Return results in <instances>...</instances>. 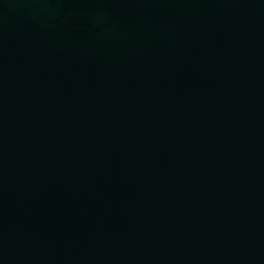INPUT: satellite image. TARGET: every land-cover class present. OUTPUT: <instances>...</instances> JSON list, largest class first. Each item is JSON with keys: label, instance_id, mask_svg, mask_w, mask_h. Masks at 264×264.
Segmentation results:
<instances>
[{"label": "water", "instance_id": "water-1", "mask_svg": "<svg viewBox=\"0 0 264 264\" xmlns=\"http://www.w3.org/2000/svg\"><path fill=\"white\" fill-rule=\"evenodd\" d=\"M0 264H264V0H0Z\"/></svg>", "mask_w": 264, "mask_h": 264}]
</instances>
